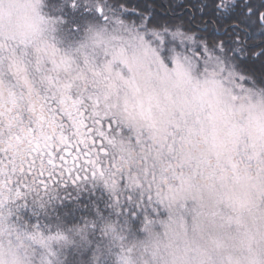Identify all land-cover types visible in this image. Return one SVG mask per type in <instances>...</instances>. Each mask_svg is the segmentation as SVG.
<instances>
[{
  "label": "clouds",
  "instance_id": "clouds-1",
  "mask_svg": "<svg viewBox=\"0 0 264 264\" xmlns=\"http://www.w3.org/2000/svg\"><path fill=\"white\" fill-rule=\"evenodd\" d=\"M46 0H2L0 3V106L9 107V50L27 62L28 75L42 93L49 90L43 68L50 61L41 51L55 42L62 53L74 58L73 94L91 92L119 121L146 131L155 146L176 213L160 231L136 241L128 264H264V87L240 92L230 84H214L198 66L190 78H179L171 63L162 72L131 31H117L101 21L89 23L79 39L67 46L44 12ZM33 8L37 11L34 12ZM37 12L39 15H37ZM43 18V19H42ZM127 24V22H125ZM102 35L97 41L96 34ZM123 50L127 64H113L105 71V53ZM135 72L141 94L158 97L156 127L130 119L124 111L133 97L115 77L117 71ZM21 87L23 85L21 84ZM57 96L61 94L56 91ZM235 97V99H234ZM18 99V96H17ZM28 98L18 100L26 106ZM127 153L117 163H134ZM188 207L185 215L180 209ZM21 249L0 243V264H24Z\"/></svg>",
  "mask_w": 264,
  "mask_h": 264
},
{
  "label": "snow or ice",
  "instance_id": "snow-or-ice-1",
  "mask_svg": "<svg viewBox=\"0 0 264 264\" xmlns=\"http://www.w3.org/2000/svg\"><path fill=\"white\" fill-rule=\"evenodd\" d=\"M81 3L113 30L128 31L130 25L145 54L162 72L168 71L170 62L179 78H190L196 65L214 84L227 83L240 92L264 87V0H176L170 9L172 15L165 17L152 10L149 0L137 4L138 15L128 14L123 0H71V7L75 10ZM48 19L53 26L63 23L60 18ZM84 28L77 21L71 33L78 36ZM96 36L98 42L102 40L101 34ZM41 51L50 57L48 64L36 65V71L43 68L49 73L46 93L30 80L27 62L18 59L14 51L8 53L11 105L0 106V206L10 198H20L21 188L35 191L37 181L45 175L51 180L67 173L76 182L88 180L90 171L92 179L107 183L111 170L121 167L105 163L106 143L115 131L111 126L116 118L107 110L100 111L101 102L91 92L73 94L75 80L59 75L72 71L71 55L62 53L54 41ZM122 51L115 50L110 57L105 53V71L110 75L113 64H127ZM3 59L0 56V62ZM128 70L127 78L115 73L133 97L132 102H125L124 111L130 119L155 126L153 113L160 101L141 94L133 67L129 65ZM4 76L0 70V87L6 82ZM25 97L26 106L18 107V100L23 102ZM44 186L47 188L46 183Z\"/></svg>",
  "mask_w": 264,
  "mask_h": 264
},
{
  "label": "trees",
  "instance_id": "trees-1",
  "mask_svg": "<svg viewBox=\"0 0 264 264\" xmlns=\"http://www.w3.org/2000/svg\"><path fill=\"white\" fill-rule=\"evenodd\" d=\"M64 1V2H63ZM46 0L44 12L48 17L60 18L56 35L65 46L80 38L71 33L72 25L79 21L82 27L89 22L99 21L94 10L87 7L81 10L67 8L68 0ZM109 3L114 0H108ZM143 0H123V7L128 14L138 15L137 4ZM152 10L161 17L172 15L171 7L176 0H149ZM134 19V15L132 16ZM131 22V21H129ZM115 129L110 134L106 148V165L117 163L127 153H135L134 163L113 169L111 179H92L89 171L88 180L73 182L65 173L48 179L45 175L37 181L35 191L21 188L20 198H10L0 210L10 220V226L26 229L34 227L38 234L44 235L45 228H54L61 242L54 248L51 264H104L115 252L117 244L128 253L136 241L142 240L150 232L160 231L165 222L170 220L177 209L165 201L163 181L165 179L157 147L152 139L142 131L125 124L118 119L111 126ZM105 131L109 130L107 124ZM101 142L97 140V146ZM63 179L65 182L60 183ZM166 188V187H165ZM171 199V198H170ZM185 215L188 207L180 209ZM30 257L39 262L38 255ZM50 264V263H49Z\"/></svg>",
  "mask_w": 264,
  "mask_h": 264
},
{
  "label": "rangeland",
  "instance_id": "rangeland-1",
  "mask_svg": "<svg viewBox=\"0 0 264 264\" xmlns=\"http://www.w3.org/2000/svg\"><path fill=\"white\" fill-rule=\"evenodd\" d=\"M67 3L70 4V5H66L67 8H71V0H68ZM83 7L84 8L81 7V10H84L85 7H87V6L83 5ZM33 11L36 12L37 10L35 8H33ZM37 15H39L38 12H37ZM51 18H53V17H51ZM91 22H89V23H91ZM57 26H58V24L54 25L55 28H57ZM74 27H75V25L73 24L72 28H74ZM56 34L57 33H55V35ZM121 55L124 58L123 51H122ZM148 125H149V127H152V128L156 127V125L155 126L150 125V124H148ZM140 131H142L143 133L148 135V137L151 139V137L149 136V134L146 131H144V130H140ZM156 157H157V154H156ZM157 159H158V157H157ZM163 183H164V185H163L162 189L165 191H160V192L164 195L165 201L167 199L171 200L170 197L172 195V190H171V188L167 187L166 179H164ZM41 184H44V183H41ZM166 202H168V201H166ZM171 204H173L172 201L167 203V205L170 207H171ZM175 208H176V206H175ZM10 224H11L10 220L7 219L6 216L4 217L1 210H0V243L7 242V243L13 245L15 248L21 249L22 250L21 255L23 257L24 264H49V263L51 264V262L53 260L52 258L54 255V248L58 245V239L57 238L59 236L56 235L57 234L56 229L45 228V230H46L45 232H47V234L40 235V234H38V232H40V231L36 230L34 227H27L26 229H23V228L18 229L14 225L10 226ZM35 237H39L40 239L39 240L35 239ZM61 240L62 239H59V243L61 242ZM30 250H31L33 256H37V255L39 256L38 257V260H39L38 263H36L35 261L32 260V259H34L33 257H30V254H29ZM36 252H37V255H36ZM127 254H128V251H126L122 245L117 244V246L115 248V252L113 251L109 254L110 258H108L104 262V264H128L129 256Z\"/></svg>",
  "mask_w": 264,
  "mask_h": 264
}]
</instances>
